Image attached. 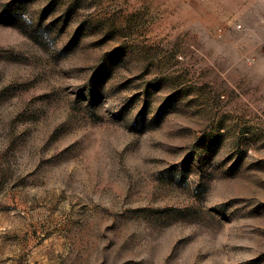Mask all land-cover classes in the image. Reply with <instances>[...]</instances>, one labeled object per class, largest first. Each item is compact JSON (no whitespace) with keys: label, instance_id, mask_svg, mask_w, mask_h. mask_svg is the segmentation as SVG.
<instances>
[{"label":"rangeland","instance_id":"374dc122","mask_svg":"<svg viewBox=\"0 0 264 264\" xmlns=\"http://www.w3.org/2000/svg\"><path fill=\"white\" fill-rule=\"evenodd\" d=\"M260 0H0V264H264Z\"/></svg>","mask_w":264,"mask_h":264},{"label":"built area","instance_id":"2783aa9c","mask_svg":"<svg viewBox=\"0 0 264 264\" xmlns=\"http://www.w3.org/2000/svg\"><path fill=\"white\" fill-rule=\"evenodd\" d=\"M261 1V3L264 5V0H260Z\"/></svg>","mask_w":264,"mask_h":264},{"label":"crops","instance_id":"0c3cea01","mask_svg":"<svg viewBox=\"0 0 264 264\" xmlns=\"http://www.w3.org/2000/svg\"><path fill=\"white\" fill-rule=\"evenodd\" d=\"M262 10H264V8Z\"/></svg>","mask_w":264,"mask_h":264}]
</instances>
